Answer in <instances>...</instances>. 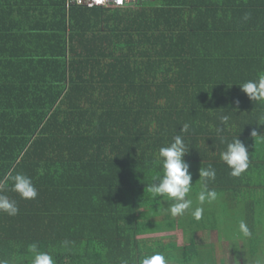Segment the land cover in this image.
Here are the masks:
<instances>
[{
    "label": "trees",
    "instance_id": "obj_1",
    "mask_svg": "<svg viewBox=\"0 0 264 264\" xmlns=\"http://www.w3.org/2000/svg\"><path fill=\"white\" fill-rule=\"evenodd\" d=\"M160 1L67 8V0H0V179L21 172L38 191L21 199L9 181L5 194L19 214L0 213V257L31 264L27 248L36 242L56 264H137L156 251L170 264H228L199 239L218 230L236 264H264V159L249 152L246 172L230 175L221 141L244 134L207 126H222L224 115L244 126L245 116L205 100L195 49H180L211 29L185 14L188 1ZM37 8L42 16L29 14ZM176 135L189 147L193 208L200 169L216 170L208 186L218 199L200 221L190 212L173 218L164 211L170 202L148 191L162 175L159 149ZM240 220L251 238L239 232ZM178 228L188 243L139 238Z\"/></svg>",
    "mask_w": 264,
    "mask_h": 264
},
{
    "label": "crops",
    "instance_id": "obj_2",
    "mask_svg": "<svg viewBox=\"0 0 264 264\" xmlns=\"http://www.w3.org/2000/svg\"><path fill=\"white\" fill-rule=\"evenodd\" d=\"M136 1H129L128 4L132 5ZM145 1L154 5L161 3L160 0ZM186 1H188V7L183 8L185 14L201 17L198 24L208 25L211 29L209 33L200 31L199 34L203 37H198L195 42H189L188 45H182L180 48L189 49V54H191L190 49H195L193 55L197 57L194 75L195 79L202 82L199 91L202 92L203 97L207 98L205 100L208 103L216 101L217 105L219 103L226 107V111L245 116L242 118L244 126L243 124H232L235 123L233 120L226 128H230V131L241 129V133L244 134L241 141L250 146V154L253 157L257 155L264 159V139L251 136L253 130L264 135V124L256 122L257 117L264 114V102L250 100L239 86L248 80L255 79L259 72L264 71V0ZM14 9L20 8L14 7ZM21 9H23L21 12H15L17 16L26 11L24 8ZM28 12L33 16H42L38 8L29 9ZM246 13H250V18L247 20L244 19ZM221 127L218 122L214 126H207L215 131ZM262 169L264 171V165ZM248 196L250 197V194ZM232 205L230 206L236 207ZM174 231L144 234L139 238L150 240L145 236ZM211 232H217V240H219V231Z\"/></svg>",
    "mask_w": 264,
    "mask_h": 264
},
{
    "label": "clouds",
    "instance_id": "obj_3",
    "mask_svg": "<svg viewBox=\"0 0 264 264\" xmlns=\"http://www.w3.org/2000/svg\"><path fill=\"white\" fill-rule=\"evenodd\" d=\"M249 18L250 13H246L244 19ZM239 86L250 100L264 102V71L259 72L255 79L248 80ZM220 122L222 127L217 129L218 132L223 131V127L228 126L229 117L227 115L221 116ZM256 122L264 124V114H260ZM188 130L189 125L185 123L180 131L186 133ZM251 136L264 139V135L258 134L255 130L251 132ZM221 142L226 143V148L220 152V159L231 170V176L240 177L251 163L246 145L238 139V135L230 142L224 140ZM188 149L189 147L181 135H176L167 146L160 147L158 163L162 168V175L153 179L148 191L153 199L160 197L162 200L170 202L164 211L173 218L184 216L185 213L190 212L194 220L200 221L205 211L204 205H211L218 199L217 191L208 186L210 181L216 179V170L211 166L200 169V190L196 196L197 206L193 208V200L187 198L193 186L191 183L192 174L189 171L190 166L184 160ZM157 180L159 183H154ZM9 181L11 182L10 190L18 194L21 199H36L38 191L32 178L21 172L14 174L10 172L0 179V213L16 216L19 214L17 201L5 194L9 188ZM238 230L243 237L251 238L252 232L246 221L240 220ZM64 244L67 245L68 242L65 241ZM27 251L33 256L31 264H56L54 257L46 251H40L36 242L29 244ZM0 264H12V261L9 258L0 257ZM137 264H170V262L164 253L156 251L143 256L137 261ZM255 264H261V262L256 260Z\"/></svg>",
    "mask_w": 264,
    "mask_h": 264
},
{
    "label": "rangeland",
    "instance_id": "obj_4",
    "mask_svg": "<svg viewBox=\"0 0 264 264\" xmlns=\"http://www.w3.org/2000/svg\"><path fill=\"white\" fill-rule=\"evenodd\" d=\"M145 237L150 239V241H148V242H150V244L166 242V241H169V239L172 237H175L180 244H185V243L189 242V240L186 239V237H188V236L184 235V232L181 229H178L177 231H174L171 233H164V234H157V235L152 234V235H147ZM217 237H218L217 232H214V233L203 232V233H200V235H199V239L201 242L204 243L205 241L206 242L209 241V243H212L215 245L216 250L218 251V255L220 256V258L225 257L228 264H236L235 255H234L232 248L229 245V241H227L225 239L223 241L217 240ZM250 257L251 256L248 255L247 258H249V259H246V260L252 261ZM248 264H250V262H248Z\"/></svg>",
    "mask_w": 264,
    "mask_h": 264
},
{
    "label": "built area",
    "instance_id": "obj_5",
    "mask_svg": "<svg viewBox=\"0 0 264 264\" xmlns=\"http://www.w3.org/2000/svg\"><path fill=\"white\" fill-rule=\"evenodd\" d=\"M131 0H67V8L71 5L77 4L86 7L107 6V7H121L125 6Z\"/></svg>",
    "mask_w": 264,
    "mask_h": 264
}]
</instances>
